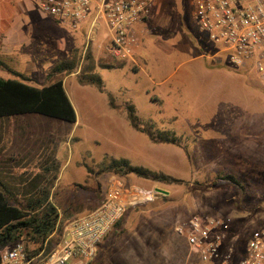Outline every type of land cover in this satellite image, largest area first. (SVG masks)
Returning <instances> with one entry per match:
<instances>
[{"label":"rangeland","instance_id":"1","mask_svg":"<svg viewBox=\"0 0 264 264\" xmlns=\"http://www.w3.org/2000/svg\"><path fill=\"white\" fill-rule=\"evenodd\" d=\"M6 1L12 13L24 18L25 42L15 48L37 58L1 57L11 69L42 86L58 61L75 55L78 64L62 76L74 123L35 114L2 120L0 174L5 180L22 187V193L34 190L28 184L32 179L36 186L48 183L59 211L75 200L71 215H79L96 198V180L105 191L110 175L100 172L103 161L123 157L178 179L170 184L133 174L124 178L167 193L129 207L94 264H201L174 232L193 213L229 217L227 245L233 242L244 249L253 232L264 227V82L253 67L229 65L227 53L198 28L193 0H159L151 19L138 27L146 33L138 43L137 62L125 65L107 54L103 26L86 47L81 30L42 14L35 1ZM107 64L122 68H102ZM81 68L97 73L103 90L81 84ZM0 75L14 76L2 69ZM126 104L157 129L181 136V144L153 143L136 131L127 119ZM223 174L239 184L219 181ZM67 264L81 261L72 258Z\"/></svg>","mask_w":264,"mask_h":264},{"label":"built area","instance_id":"2","mask_svg":"<svg viewBox=\"0 0 264 264\" xmlns=\"http://www.w3.org/2000/svg\"><path fill=\"white\" fill-rule=\"evenodd\" d=\"M42 14L56 22L81 30L86 47L96 40L103 26L110 56L134 60L138 41L136 25L151 19L158 0H33ZM198 28L227 53L230 66L253 67L264 82V0H193ZM167 192L152 186L126 183L115 175L107 179L97 206L66 221L58 222L52 233L55 247L29 255L24 243L16 241L0 253V264H67L78 258L93 261L100 243L112 232L129 207L154 202ZM231 219L193 213L177 223L174 232L182 236L190 254L201 264H264V227L253 232L246 247L227 245ZM83 261V263H82Z\"/></svg>","mask_w":264,"mask_h":264},{"label":"trees","instance_id":"3","mask_svg":"<svg viewBox=\"0 0 264 264\" xmlns=\"http://www.w3.org/2000/svg\"><path fill=\"white\" fill-rule=\"evenodd\" d=\"M87 55L89 56V53ZM77 64L75 55L58 61L49 69L46 75L49 82L42 86H35L29 83V78L14 71L0 59V69L14 75L8 78L0 75V135L3 119L26 114L41 115L74 123L76 121L75 110L65 91L62 76L73 73ZM113 67L120 68L122 65L107 64L103 65L102 68ZM93 68L91 66L90 70ZM81 71L78 76V81L81 84L95 85L99 90H103L102 80L97 73L84 72V69ZM109 105L111 107L114 106L112 96H109ZM125 108L127 119L131 126L136 131L146 134L153 143L181 144V136L176 135L174 131L159 130L151 120L140 119L136 115L135 107L132 104H126ZM100 172L115 175L121 179L133 174L138 178L149 180L153 183L165 182L171 184L179 182L178 179L162 172L152 171V169L143 166H136L123 157L101 162ZM37 178L39 179L40 177ZM217 179L223 182L239 184L232 175H219ZM32 180L28 184L32 185L34 190L30 191L27 189L25 193H22V187L8 183L5 177L0 174V253L5 247L16 241L24 243L26 252L29 255L38 253L44 246L45 250L49 251L55 247L59 240L57 235H52L58 222L59 214H61L62 221L76 216L74 214L71 215L73 205L76 203L75 200L70 201L60 212L56 203L50 199V184L47 185L48 183H45L43 186H36L37 183H35V180L32 182ZM94 188L93 193L96 194V198L91 203L89 210L97 206L102 196L99 181H95ZM123 220L124 215L115 225V230L120 229ZM94 261L89 264H94Z\"/></svg>","mask_w":264,"mask_h":264},{"label":"crops","instance_id":"4","mask_svg":"<svg viewBox=\"0 0 264 264\" xmlns=\"http://www.w3.org/2000/svg\"><path fill=\"white\" fill-rule=\"evenodd\" d=\"M1 2H3V1H1ZM158 5H159V0H158L157 6ZM157 6H155L154 11L157 8ZM1 8L3 10V13L0 16V58L10 56L12 59H14V60L17 59L20 61L21 60H26V61L36 60L37 59L36 55L30 54L28 51L25 52V50H23V49L15 48V46H17L19 43L25 42L22 39L24 32L22 31V27H21V25L24 22V18H22V16H20L18 13H12L10 11V9L7 8V1L6 0L4 1L3 4H1ZM25 10L27 13V9H25ZM144 24H141V25H144ZM141 25H136V34H137L138 41L134 46V56H133L134 60H131V61H134V63L137 62V51L136 50L138 48H140L138 46L139 40L141 39V35H143V34L145 35V33H146V29L145 30H142V29L139 30L138 29V27H140ZM54 28H56V27H54ZM9 46H10V48H9ZM124 62H126L125 64H127V62H129V61H124ZM120 68H122V67H120ZM138 184H140V183H138ZM113 232H115V229H113L112 232L108 235V237H106L105 240L102 243H100L99 248H98V254L96 256L97 259L95 261H97L98 259L100 260V258H102V256H103V254H105L104 250H105V248L109 247V245H110L109 239L112 236Z\"/></svg>","mask_w":264,"mask_h":264},{"label":"water","instance_id":"5","mask_svg":"<svg viewBox=\"0 0 264 264\" xmlns=\"http://www.w3.org/2000/svg\"><path fill=\"white\" fill-rule=\"evenodd\" d=\"M159 191H161V192H166V191H164V190H161V189H159Z\"/></svg>","mask_w":264,"mask_h":264}]
</instances>
